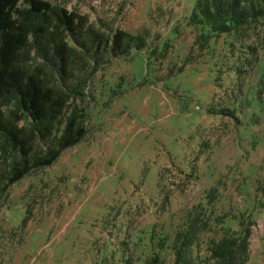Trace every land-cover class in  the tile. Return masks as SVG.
Segmentation results:
<instances>
[{
	"label": "rangeland",
	"instance_id": "374dc122",
	"mask_svg": "<svg viewBox=\"0 0 264 264\" xmlns=\"http://www.w3.org/2000/svg\"><path fill=\"white\" fill-rule=\"evenodd\" d=\"M45 1L144 48L77 49L69 78L25 55L88 133L11 187L18 153L0 139V264H214L212 243L238 239L240 224L246 264H264V0H244L261 18L226 33L204 24L208 0ZM4 111L31 128L15 102Z\"/></svg>",
	"mask_w": 264,
	"mask_h": 264
},
{
	"label": "trees",
	"instance_id": "16d2710c",
	"mask_svg": "<svg viewBox=\"0 0 264 264\" xmlns=\"http://www.w3.org/2000/svg\"><path fill=\"white\" fill-rule=\"evenodd\" d=\"M201 12L204 24L215 32L226 33L261 18V8L244 0H210ZM74 44L72 46L69 42ZM135 40L138 50L144 41L116 30L109 37L95 30L85 15L68 11L45 0H0V139L2 150L18 153L7 187L18 183L32 171L52 166L61 154L87 135L83 117L78 111L66 114L70 95L50 87L37 74L25 67L30 53L44 63L55 66L64 77L74 74L77 49L87 54L110 52L125 56ZM140 42V43H139ZM15 102L17 109L32 121L31 128L21 126L17 111L5 113L4 107ZM62 127L61 136L44 154L32 156L36 141H48ZM0 188V195L2 193ZM242 229L238 239L224 237L210 249L214 264H246L250 230ZM178 256L180 253L178 252ZM187 264V263H186Z\"/></svg>",
	"mask_w": 264,
	"mask_h": 264
}]
</instances>
